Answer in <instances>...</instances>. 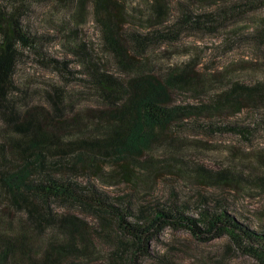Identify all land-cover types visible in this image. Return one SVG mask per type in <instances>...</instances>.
<instances>
[{
    "label": "trees",
    "instance_id": "1",
    "mask_svg": "<svg viewBox=\"0 0 264 264\" xmlns=\"http://www.w3.org/2000/svg\"><path fill=\"white\" fill-rule=\"evenodd\" d=\"M208 2L218 9L195 15L184 7L168 32L162 28L169 21V0L0 3V264H169L150 247L168 227L201 242L226 236L264 264V231L235 220L221 204L199 198L195 215L189 202L171 192L164 200L147 201L132 190L111 195L98 185L153 184L162 170L187 168L174 151L186 120L207 119L209 131L242 133L227 119L264 106V81H227L206 101L177 104L176 91L204 89L197 85L202 76H194L195 66L152 69L148 53L191 23L193 29H216L213 23L223 16L229 21L264 8V0L233 7H224L227 0ZM36 4L48 7L45 22L61 37L62 60L44 58L45 38L33 32L30 14ZM88 16L97 44L80 37ZM256 34L261 37L264 30ZM24 49L48 60L63 78L76 80L81 91L70 93L56 83L35 91L16 81ZM35 94L40 100H33ZM77 96L91 103L82 104ZM160 149L166 156L153 157ZM196 170L220 179L219 173Z\"/></svg>",
    "mask_w": 264,
    "mask_h": 264
},
{
    "label": "rangeland",
    "instance_id": "2",
    "mask_svg": "<svg viewBox=\"0 0 264 264\" xmlns=\"http://www.w3.org/2000/svg\"><path fill=\"white\" fill-rule=\"evenodd\" d=\"M242 0H227L224 7ZM5 2V0H0ZM132 5L146 3V0H131ZM169 21L162 31L168 32L181 19L183 8L192 14L211 13L217 10L215 5L209 6L208 0H169ZM48 12L46 5L36 4L32 14L33 32L42 40L44 58L62 60L65 58L61 46L60 35H53L45 22L44 15ZM223 16L221 23H213L210 29H193L185 27L174 40H166L152 49L148 55L150 65L156 72L169 67L190 64L195 66L194 76L201 75L197 80V91L179 90L172 98L177 104H196L206 101L213 92L211 90L230 82L254 84L264 81V35L259 37L256 31L264 30V8L227 21ZM202 19V18H200ZM81 38L97 44L95 24L88 16L81 28ZM30 49L23 50L22 59L16 69V81L31 85L35 91H41L47 85H61L67 90L78 93L81 86L76 80L63 78L55 69L47 65ZM115 69L112 63L107 65ZM209 79L210 83H207ZM228 81V82H227ZM215 92V91H214ZM33 100H40L33 95ZM76 101L90 104L86 96H77ZM254 112L249 107L235 117L228 118L231 125L238 124L243 132L209 131L205 129L207 119L186 120V126L180 133L175 153L186 161L187 168L162 170L153 184L142 182L141 185H121L106 187L100 182L99 189L111 195L133 191L138 197L166 199L169 192L174 193L180 201L190 203L191 214H195L196 202L206 198L213 203L221 204L226 212L235 220L256 231H264V106ZM260 113V114H258ZM260 115V116H259ZM197 124L203 125L198 127ZM173 151V150H168ZM152 156L160 159L166 151H153ZM219 173V178L198 175L197 168ZM172 190V191H171ZM79 210V209H77ZM196 215V214H195ZM91 220L90 216H87ZM156 257H166L169 264H261L252 255L240 250L226 236L201 242L188 231L165 230L150 244Z\"/></svg>",
    "mask_w": 264,
    "mask_h": 264
}]
</instances>
